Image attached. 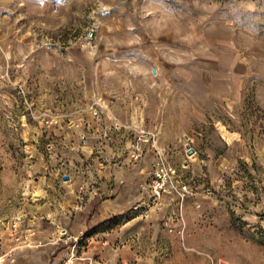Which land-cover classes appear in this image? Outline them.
<instances>
[{"label":"rangeland","instance_id":"1","mask_svg":"<svg viewBox=\"0 0 264 264\" xmlns=\"http://www.w3.org/2000/svg\"><path fill=\"white\" fill-rule=\"evenodd\" d=\"M147 163L130 185L161 204L97 228L128 264H264V0H0V264L29 243L40 172Z\"/></svg>","mask_w":264,"mask_h":264},{"label":"crops","instance_id":"2","mask_svg":"<svg viewBox=\"0 0 264 264\" xmlns=\"http://www.w3.org/2000/svg\"><path fill=\"white\" fill-rule=\"evenodd\" d=\"M126 156L125 154V161H127ZM147 165L150 163L140 165L138 168L135 165H129L127 168L115 169L102 165L92 171L81 168L78 171L61 174L57 169H46L40 172L41 178L34 187L35 190L41 189L43 196L31 202L29 222L33 227L25 230L24 237L29 243L21 244L22 241H20L14 248L19 249L18 252H20L17 264H29L25 258H22L24 255L36 256V262L33 264H45L42 256L54 253L59 248H62L69 257L68 264H88L89 262L116 264L118 257L121 258L119 261L121 264H128L126 262L129 261L128 259L134 260V257L138 256L136 248L132 245L116 244L115 230L102 232L97 228L101 221L122 207L127 208V205L130 207L138 202L145 207L146 215L151 209L154 210L161 204L163 198H159L158 202L152 201L145 204L143 198L147 197L146 193L141 189L135 188V191L133 188L132 190L130 185L132 181H135L131 178L135 177L136 187L138 184L139 186L144 184L141 182L150 171V166ZM143 174L142 179L139 176ZM57 175H60L62 182L65 180L63 176H68V181L61 184L65 186L66 194L54 192L52 189V182ZM140 190L143 191L142 194L139 193ZM183 202H176V207ZM194 205L198 204L194 202ZM62 228L65 229L66 235L61 234ZM78 237L80 241L76 242L75 238ZM160 250L164 252L163 249ZM83 258L89 261H84ZM162 260L163 264L170 262L169 257H162ZM52 264H57V261H52ZM132 264H138V262Z\"/></svg>","mask_w":264,"mask_h":264},{"label":"built area","instance_id":"3","mask_svg":"<svg viewBox=\"0 0 264 264\" xmlns=\"http://www.w3.org/2000/svg\"><path fill=\"white\" fill-rule=\"evenodd\" d=\"M88 35L91 37L92 32H89ZM140 151H141V145L139 143H137L134 146V151H133L134 152V158L138 157ZM166 174L167 173H166V171L164 169V166L160 164V166L156 169V171L154 173V175H155L154 190H155L156 194H159V191L161 189H163L162 187H163L164 183L168 180L167 177H166ZM178 190H179L178 193L181 196H183L187 192L186 186H182ZM61 234L62 235H66L65 229L61 230ZM75 241L79 242L80 241V237L75 238ZM89 264H91V263H89ZM210 264H226V263H225V261H222V260L218 259L216 261L211 260Z\"/></svg>","mask_w":264,"mask_h":264},{"label":"water","instance_id":"4","mask_svg":"<svg viewBox=\"0 0 264 264\" xmlns=\"http://www.w3.org/2000/svg\"><path fill=\"white\" fill-rule=\"evenodd\" d=\"M184 137H185V139L188 138L186 135H185ZM185 147H186V149H187V150H186V154H187V155H192V154L194 153V149L190 146L189 143H186V144H185ZM63 179L66 180V179H67V176H64Z\"/></svg>","mask_w":264,"mask_h":264}]
</instances>
